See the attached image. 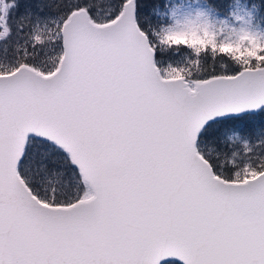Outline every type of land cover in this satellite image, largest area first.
<instances>
[{"label":"snow or ice","instance_id":"obj_1","mask_svg":"<svg viewBox=\"0 0 264 264\" xmlns=\"http://www.w3.org/2000/svg\"><path fill=\"white\" fill-rule=\"evenodd\" d=\"M0 264H264V0H0Z\"/></svg>","mask_w":264,"mask_h":264}]
</instances>
